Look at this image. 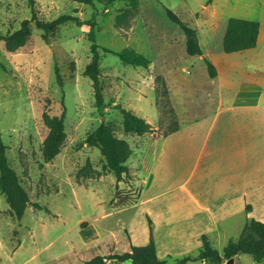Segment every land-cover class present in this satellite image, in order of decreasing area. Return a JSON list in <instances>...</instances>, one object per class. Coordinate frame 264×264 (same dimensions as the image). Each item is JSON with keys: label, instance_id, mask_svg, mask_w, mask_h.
I'll return each mask as SVG.
<instances>
[{"label": "rangeland", "instance_id": "1", "mask_svg": "<svg viewBox=\"0 0 264 264\" xmlns=\"http://www.w3.org/2000/svg\"><path fill=\"white\" fill-rule=\"evenodd\" d=\"M36 6L38 17L45 21L65 13L85 21L93 19L101 47L115 51L131 47L152 61L147 68L133 66L101 49L105 106L99 109L93 81L84 73L92 58L88 24L66 22L44 39L42 30L32 23L31 36L18 50L8 51L4 41L0 42V135L8 146L10 163L31 198L24 216L18 219L0 189V264H81L98 254L130 250L132 220L142 225L136 216L139 208H114L117 195L125 191L138 195L145 174L141 167L151 164L156 143L175 120L180 125L184 117L200 114L207 107L203 102L212 78L204 56L227 54L223 38L228 19L236 16L259 21L262 39L258 46L264 47V0H139L135 16L120 27L116 16L127 6L123 0L110 4L36 0ZM166 8L198 30L205 55L187 53L185 34ZM31 17L29 0H0V33L14 32ZM236 54L231 56H239V64L230 76L228 93L248 79L246 70L262 74L259 83L264 91V56L258 57L256 65H248L244 53ZM56 64L63 86L57 81ZM163 82L169 92L167 107ZM119 104L145 117L154 130L145 134L126 131ZM169 107L175 109V120ZM45 111L50 115L66 113L67 137L61 152L51 161H45L43 155L49 132ZM101 122L127 139L133 149L127 161L129 175L123 180L110 172L100 148L83 143ZM88 162L87 175L82 172L78 176ZM252 218L264 221V207L259 206L249 219L244 211L239 227L212 239L214 247L223 251L229 239L239 237ZM198 249L162 259L172 263L178 257L196 254ZM106 264L118 263L109 259ZM187 264L209 263L198 260ZM221 264H264V259L257 262L251 254L240 253L232 263L225 260Z\"/></svg>", "mask_w": 264, "mask_h": 264}, {"label": "crops", "instance_id": "2", "mask_svg": "<svg viewBox=\"0 0 264 264\" xmlns=\"http://www.w3.org/2000/svg\"><path fill=\"white\" fill-rule=\"evenodd\" d=\"M261 39L260 25L256 47L204 56L218 71L206 85L207 107L197 115L184 113L179 129L163 136L151 164L141 167L145 174L139 200L131 206L139 208L136 216L142 225L132 220V244L149 242L151 220L159 257L183 254L198 249L203 234L211 240L226 235L240 226L244 211L249 219L264 207L262 74L246 70L248 79L228 93L230 76L239 64V56L231 55L245 54L248 65H256L264 56V47L258 46ZM247 204L252 205L250 210Z\"/></svg>", "mask_w": 264, "mask_h": 264}, {"label": "trees", "instance_id": "3", "mask_svg": "<svg viewBox=\"0 0 264 264\" xmlns=\"http://www.w3.org/2000/svg\"><path fill=\"white\" fill-rule=\"evenodd\" d=\"M87 4H94L95 1H103L106 4L116 2L118 0H79ZM127 2V6L122 9L116 16V25L123 26L132 19L139 6V0H123ZM32 10V17L24 19L21 26L14 32L7 34L0 33V42L4 41L8 51H16L23 47L32 34V23L43 32V38L47 39L49 33L54 32L58 26L73 21L77 25L88 24L90 26L89 40L91 42L90 50L92 53L91 61L86 65L85 75L89 76L93 81L96 105L99 109L105 106V97L101 89V49L106 52H111L119 56L126 64L133 66L149 67L152 63L151 59L136 51L134 48L127 47L120 51H115L110 48L101 47L97 42L95 26L97 22L93 19L82 20L80 17L70 13L61 14L52 20H43L38 17L36 0H29ZM169 17L179 24L186 37V50L191 55H202L203 49L200 44L198 30L187 24L182 18L170 8H166ZM260 22L242 17L232 16L228 19L227 29L223 38V49L225 52H235L245 49L254 48L257 46L258 36L260 33ZM210 77H215L218 74L217 68L213 61L207 57L204 58ZM56 76L58 83L63 86V78L60 73L59 66L55 65ZM161 81L163 80L159 77ZM164 85V95L167 96V101L164 107L169 104L168 89ZM157 92L159 88L156 89ZM158 102V101H157ZM159 104V103H158ZM123 118V125L126 131L145 134L154 130L153 125L143 116L138 115L133 110L128 109L121 104L118 105ZM170 113L175 116V109L169 107ZM44 120L49 128V132L43 142V155L45 161H51L62 150L63 144L67 137L65 128L66 113L63 111L61 115H50L44 112ZM161 118V117H160ZM162 119V118H161ZM160 119V121H161ZM176 119V116L174 120ZM163 136L168 135L179 129L180 125L177 120ZM1 134V133H0ZM83 143L100 148L102 155L106 159V165L110 172H114L117 179L123 180L124 175H129V166L127 161L133 153V149L127 139L119 137L113 129L105 122H101L94 130L89 132ZM7 144L3 141L0 135V189L5 195L14 216L21 219L27 207L31 203L30 195L22 183V180L16 169L11 165L7 155ZM89 162L83 166L78 172V176L82 172L89 169ZM87 175V172H85ZM139 200V196L130 192H120L114 201V208H122L134 205ZM37 207L41 205L34 203ZM251 204L246 205V209L250 210ZM127 231V230H126ZM130 238V237H129ZM240 253L251 254L257 262L264 259V221L257 218L248 220L237 238H231L226 243L223 251H219L214 247L211 238L207 234L201 237V246L196 254H186L178 257L174 262L169 263L168 259L159 257L156 247V242L153 234V226L150 220V240L145 245H135L131 243L130 250L122 253H113L110 255H95L92 258L83 261L81 264H106L109 259H115L118 264L123 261L131 260L132 264H187L190 261H204L209 264H221L225 260H230ZM168 257H172L169 255Z\"/></svg>", "mask_w": 264, "mask_h": 264}, {"label": "water", "instance_id": "4", "mask_svg": "<svg viewBox=\"0 0 264 264\" xmlns=\"http://www.w3.org/2000/svg\"><path fill=\"white\" fill-rule=\"evenodd\" d=\"M233 260H234V258L230 259V263H232V262H233Z\"/></svg>", "mask_w": 264, "mask_h": 264}]
</instances>
